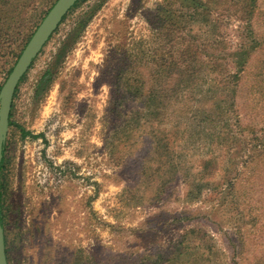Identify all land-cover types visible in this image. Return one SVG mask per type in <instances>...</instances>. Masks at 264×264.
Masks as SVG:
<instances>
[{
  "label": "rangeland",
  "instance_id": "obj_1",
  "mask_svg": "<svg viewBox=\"0 0 264 264\" xmlns=\"http://www.w3.org/2000/svg\"><path fill=\"white\" fill-rule=\"evenodd\" d=\"M56 1L0 0V32L11 28L0 39V89ZM165 1L185 13L197 7L193 0L78 1L19 82L1 176L8 264H264V150L245 165L246 150L231 161L216 143L228 131L237 145L255 139L252 131L255 144L264 140V0L251 20L255 50L234 55L248 62L227 104L211 107L216 95L199 83L158 129L131 118L134 101L108 114L111 97L129 93L116 85L133 87L135 71L149 82V56L160 42L150 22ZM198 1L208 6L200 19L218 18L219 27L193 21L176 49L210 52L219 35L227 45L215 53L230 56L247 41L235 0ZM157 131L170 139L172 161L152 159ZM201 162H210L205 172ZM175 163L188 186L170 174ZM229 172L239 173L233 191L221 180Z\"/></svg>",
  "mask_w": 264,
  "mask_h": 264
},
{
  "label": "trees",
  "instance_id": "obj_2",
  "mask_svg": "<svg viewBox=\"0 0 264 264\" xmlns=\"http://www.w3.org/2000/svg\"><path fill=\"white\" fill-rule=\"evenodd\" d=\"M194 1L197 3V7L195 6L194 8V6H191L192 8H190V10H188L186 13L183 12V8H181L179 11L171 10L169 2L165 1L152 14V20L150 23L153 29V37L157 40L159 39L160 42L157 45V51H155L152 56H149V61L151 64L150 68L147 70L149 82L145 84V80H143V74H139L135 71L134 73L137 75V81L133 87L130 88V86H127V84L116 85V89H119L121 92L127 91L129 93L122 96L124 99L126 98V100L120 98L121 96L111 97L109 108L107 109L109 116H111V111L113 108L116 110L118 109L117 104L120 105L126 101L127 103L134 101L138 104V106H136L134 114L130 115L131 118L136 120V123L140 124L139 121L142 120V117H144L147 122L151 123V126L156 125V129H158L165 121L169 120L170 117L175 114L177 109H180L179 106L181 103L182 106L187 103L186 100H188L190 94L196 90L199 83L207 85V93L211 92V94L216 95V98L210 101L211 107H218L220 103H225V100H227L228 96H234L235 87L241 78L240 72L244 71V68L248 62V60L236 58L234 55L237 57L249 55V50L251 49L254 51L255 47L257 46L258 40L255 38V35L251 29V20L256 12V0H240V2H236L235 0V2L231 4L232 6L238 7L234 14L237 16L238 21L245 22L244 26L240 28L241 34L239 37L241 39H247V41L240 43L237 48H235L234 52L230 54V56L226 54L220 55L215 53L216 49L225 48L227 45L226 42H224L223 37H220L219 35H214L211 43H208V45L211 44L212 50L210 52L209 50H204L203 53L202 50H198L196 47V49L192 48L191 45L187 46L184 50L176 49L177 45H182L185 43L186 40L181 36L182 31L184 27L187 28L189 24H193V21L197 20L199 24L202 25V29L207 27V25V28H213V30H216L217 27H219L220 22L218 18L213 19L211 16H207L208 18L205 17L200 19V15L207 14L208 6H205V3L201 4V2L198 0L190 1L192 5H194ZM218 5V2H215L214 6L217 7ZM3 24L4 23L2 20H0V25ZM10 29L11 28L8 27L5 28L2 33L0 32V39L6 41L8 39L6 37L11 32ZM176 29H179L178 33ZM208 52L210 53L209 56L207 54ZM225 56L229 57L227 58ZM234 63L240 66V70L238 69L239 72L238 70H236V72L231 70V67H234ZM16 91L17 88L15 93ZM221 95H224L222 97L226 98L221 99ZM218 96L220 97V100ZM181 97L182 100H180ZM225 104H227V102ZM233 104L234 103H229L228 101L227 106L233 108ZM221 111L223 113V109L220 110V113ZM119 115L125 116L121 113H119ZM11 125L12 123L9 119V126ZM226 127H229L228 120H226L225 123V128ZM229 132L230 131H228L223 137L219 135V137H217L216 143L220 147L223 144V151H227V153L230 155L231 161H233V159L238 154L243 153L246 150V153L244 154L245 156L243 158L245 159L243 163L246 165V162L249 158V161L252 160V156L250 155L254 150H264V140H261L260 144L254 143V140L258 139L259 136V134L257 136V131H252L253 136L251 137H255V139L251 138V140L247 141L245 138L243 141V146L237 145L238 143H241L240 139L237 137V134H234L233 131H231L230 134ZM156 134L152 137V159L158 158L160 155H164L166 159L172 161L173 157L170 156L172 154V143L170 139L167 137H160L162 135L161 132L157 131ZM26 135H30V133H26L24 130H21V136L25 137ZM262 138H264V135ZM248 142L251 143L248 144ZM3 163L4 155L2 157L0 174V223L4 231L3 186L1 180ZM209 163L210 162H201L200 167L203 172L207 170ZM170 168V174L174 177H177L176 180H180L182 178L183 183L185 184L186 182L184 179L186 176L179 173V164H172ZM234 174L235 175L233 178H231V174L229 172L221 179L232 191L236 186V179H238L239 176L238 172ZM188 185L189 184H187V186ZM205 185L209 186V183H206ZM157 193H161V191ZM188 195L190 197V193ZM187 236L188 234H184L183 237ZM4 242L7 259V242L5 232ZM140 264H148L147 259L142 258Z\"/></svg>",
  "mask_w": 264,
  "mask_h": 264
},
{
  "label": "water",
  "instance_id": "obj_3",
  "mask_svg": "<svg viewBox=\"0 0 264 264\" xmlns=\"http://www.w3.org/2000/svg\"><path fill=\"white\" fill-rule=\"evenodd\" d=\"M79 0H57L46 13L23 48L10 74L0 89V174L3 148L9 131L10 111L15 90L35 58L39 55L62 19ZM0 264H8L5 254L4 231L0 223Z\"/></svg>",
  "mask_w": 264,
  "mask_h": 264
},
{
  "label": "bare ground",
  "instance_id": "obj_4",
  "mask_svg": "<svg viewBox=\"0 0 264 264\" xmlns=\"http://www.w3.org/2000/svg\"><path fill=\"white\" fill-rule=\"evenodd\" d=\"M15 195H16V201H15V203H16V208H17V210H18V224H19V202L22 204V205H24L25 204V202H24V198H23V196H22V190H19V186H18V188H17V190H16V193H15ZM19 195H20V197L21 198H19ZM22 207V206H21Z\"/></svg>",
  "mask_w": 264,
  "mask_h": 264
}]
</instances>
